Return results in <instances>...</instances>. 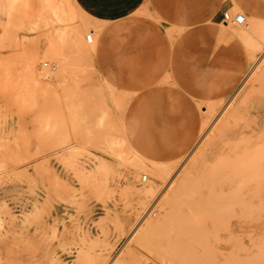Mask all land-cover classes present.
<instances>
[{"label": "rangeland", "instance_id": "374dc122", "mask_svg": "<svg viewBox=\"0 0 264 264\" xmlns=\"http://www.w3.org/2000/svg\"><path fill=\"white\" fill-rule=\"evenodd\" d=\"M59 2L0 0V264H264V232L256 247L243 245L239 235L224 229L219 199L212 215L174 218L145 236L147 218L160 215L151 207L155 199L173 191L186 165L174 169L141 213L136 193L151 181L158 183L148 174L142 180L145 173L138 168L147 160H169L188 127L186 115L205 111V99L227 91V104L252 90L250 115H238V128L248 126L254 109L264 106V63L251 80L252 67L229 84L240 77L247 43L220 26H246L247 18L235 23L244 10L259 26L264 0H195L169 19L152 4L124 17L97 19L77 0ZM222 4L232 7V20L215 25L208 17ZM50 6H71L77 17L69 21ZM192 13L200 18L191 21ZM67 24L75 29L62 36ZM84 24L89 31L83 36L78 31ZM90 29L99 35L93 56L85 53L96 44ZM50 43L61 50L62 60L53 58L58 63L45 54ZM53 67L48 80L39 76ZM129 122L139 128L127 131ZM207 129L197 139L203 148L211 134ZM245 142L231 146L238 153L232 169L239 160L245 171L249 164L255 169L264 163V136L256 152L247 150L251 140ZM222 145L209 155L215 165L222 160ZM221 251L228 260L209 259Z\"/></svg>", "mask_w": 264, "mask_h": 264}, {"label": "bare ground", "instance_id": "6f19581e", "mask_svg": "<svg viewBox=\"0 0 264 264\" xmlns=\"http://www.w3.org/2000/svg\"><path fill=\"white\" fill-rule=\"evenodd\" d=\"M47 2L50 4L60 3L59 0L57 1L47 0ZM48 10H50L53 14L57 16H60L62 12L66 13L68 15L69 21H73L77 17L76 13L73 10V7L71 6H68L66 9H62L59 6H50ZM243 13L245 14V16L238 15L237 17H235V23L242 24L244 21H246V18H247L249 22L244 27L237 26V27L231 28V26L227 22L220 24V26L223 27L225 31L234 33L238 37L244 39L247 43L246 52L242 58L240 66H238V69H237V73H240V77L239 78L232 77L229 80V84L232 83L234 85L238 82V80L241 77L245 75V73H247L248 68L252 67L250 70V76H249L250 79H248V81L251 80L252 77L256 74V72L259 70L261 65L264 63V31L259 32V29H261V27H264V26H261L260 28H258L260 24L263 25L264 23H260L258 26L256 25L257 18L251 17L248 11L246 10H244ZM239 16L244 18L243 22L238 21ZM57 18L58 17H56V19ZM251 21L252 23H254L255 21V24L252 27L250 26ZM85 23H88V22H85ZM69 26L70 25L67 24L64 28V31L60 30L62 33V36H65L67 34V31H68L67 29L69 28L75 29V27H71V26L69 27ZM262 29L264 30V28ZM85 30L89 31V27L87 26V24L79 26L78 32L79 34L83 35ZM90 31H91V34L96 39V44L91 46L89 49H86L85 53L88 56H93L95 53L98 54L97 47L99 43L98 41L99 35L92 29H90ZM48 33H50V31ZM50 44L51 45L49 49L45 52V54L47 55L48 58H51L52 60H54L53 59L54 57H58L60 55L61 50L55 47L52 43ZM127 44L128 43H126L125 45ZM59 59H61L60 56H59ZM143 60L144 59L142 58V62ZM153 60H156V58ZM54 61L58 63L57 59ZM111 61H114L113 58ZM111 61L110 62L108 61V63L113 65V62L111 63ZM56 62L54 63L56 64ZM109 67L110 66H108V68ZM115 68L117 67L115 66ZM54 71H55L54 67L52 71L42 70L41 71L42 73H39V76L44 79H47V78L49 79L52 73L54 74ZM31 72H33V70ZM258 76H259V73H258ZM244 83L246 84V82ZM251 91L252 90L247 92L245 94L246 96L244 95V98H240L239 100L237 99V96L239 97V95L236 94L227 104H224L225 103L224 98L228 95L227 91H223V92L218 91L217 93H215V96L213 95L205 99L204 102L206 101L205 103L207 104V107H204L205 111H202L201 105H198L197 108L200 109L201 110L200 112L202 113H198L197 116H193L191 113L188 112V114L186 115L187 120L189 122L187 125L188 127L186 128L185 133L182 135V138L179 141V145L171 151L169 160L167 162L147 160L144 162V165L142 167L138 168L140 171L145 173V175H142L141 177L142 180L145 181L146 179H148L147 178V174H148L158 182V183H155L154 181H151L147 185H144L142 183L144 185L143 188L141 186L142 189L139 191H136L139 199L142 200V205L138 209V212H140L146 208L147 204L152 198H156V196L159 195V192L161 191V185H164L167 182L168 178L174 172V169L175 168L177 169V166L179 164L182 166L186 165L185 166L186 169L184 168L185 171L182 172V177H180L181 175L179 176L181 180L179 181V177H178L177 179L178 183L175 185L173 191L169 193L165 192V194L163 193L164 194L163 196L162 194H160L162 198L157 197L155 199L151 207L158 208L159 209L158 212H160L159 213L160 215H158L159 217L157 219L154 218L155 220L152 218V220L148 221V218H147V221L145 222H146V227L148 228L147 231L149 232L145 236L154 234L157 229L167 226L169 221H171L174 218H179L185 221V219H200L207 213L211 212L212 210H213L212 213H215L214 209L217 208L218 205L215 206L214 209H212L211 211H210V208H212L211 206L215 204L214 201L216 199L217 200L219 199L218 202H222L223 204L221 205V203H219L220 206L218 208L220 209L219 211L221 212L220 215H222L221 219L222 218L224 219V227H225L224 229H226L227 232L230 233L232 236L239 235L236 237L238 239H241V241L243 242V245L245 244L247 245L250 242L248 245L251 244L253 247L254 246L256 247L260 243L261 241L260 234L264 232V163L262 162L258 163V166L255 169L254 167H251L250 164L248 166L249 168L245 165L247 167V170L245 171L246 168H243L244 170H240L239 167L237 166V163L240 164V160H239V162H236L233 165V169L230 167V164H233V161L235 160L234 159L235 155L238 154L236 151L231 149V146H235V144L236 143L238 144L239 142L247 143L245 141L251 140L250 145L247 150L255 147L256 150H253V151L256 152L258 151L257 148L260 147L259 146L260 140L263 139V136H264V106L257 107L254 109V111L252 112V114L254 115L251 114L250 116L251 120L249 121L248 126L246 125L244 127L238 128V115L240 113L241 114L249 113L250 115L251 105L249 103L250 101L249 95ZM235 100H238V102H235ZM221 118H222V122H220ZM124 119H126V117ZM217 122H220V124H218ZM128 124H129L128 125L129 127L127 126L126 128H128L127 131L129 132H131V130L133 132V129L139 128L138 127L139 125L136 126L137 124L131 125L130 122ZM217 124L220 126H218ZM134 125L136 126L135 128H134ZM209 126H210L209 132L211 133L209 134L211 136L208 135L209 138L206 137L207 138L206 142H208V144L207 143L206 144L208 146L206 147L204 145L206 148L205 149L203 148V145L201 147L200 143L198 144L197 139L199 138L200 134L203 133V131L206 130L207 127ZM126 128H123L121 126V129H122L121 131L124 132L123 129H126ZM131 138L133 139L134 137H131ZM196 142L198 145H200L201 150L199 149L200 147H198L197 149L196 147L197 144L195 145ZM220 143L221 144L223 143L222 147L223 146L225 147L224 150L219 155V157H222V160H220V163H219V165L222 164L221 166L215 165L214 163L210 162V157H209L211 153L212 154L215 153L213 151L215 148H217V146H219ZM202 148L205 150H203ZM262 148L264 150V147ZM245 155L247 154L245 153ZM245 155L243 156L241 155V157H247ZM262 158L263 157H261V159ZM249 159L251 161V157H249ZM234 167L236 170L234 169ZM252 169H254V171H249ZM236 171H238L237 173L239 174L235 173ZM241 171L245 173L249 171L250 173L249 172L247 173L249 178H247V176L243 174V172ZM138 181L140 182V180ZM137 188L139 187L137 186ZM212 213L211 214L209 213L208 215H212ZM214 215L215 214H213V216ZM216 216L218 217L217 214ZM185 225L186 223L183 226ZM220 254L224 255L225 253L224 252L222 253L221 251L219 255L216 256L215 254V256L209 257V259L211 258L212 260H215V261H226L229 259L225 255L222 256ZM230 254L232 255V253ZM229 257L231 259V256ZM236 257H234L235 258L234 260L236 261L238 259L240 261L241 258L239 259V257L238 258ZM234 260L232 261L234 262ZM242 260L244 259L242 258L241 261ZM249 260L250 259H248V261ZM244 263L246 262L244 261Z\"/></svg>", "mask_w": 264, "mask_h": 264}, {"label": "crops", "instance_id": "0c3cea01", "mask_svg": "<svg viewBox=\"0 0 264 264\" xmlns=\"http://www.w3.org/2000/svg\"><path fill=\"white\" fill-rule=\"evenodd\" d=\"M82 9L97 19H115L117 17H124L132 11H135L145 4H152L159 7V10L164 14L166 18H175L178 16H172L170 14L178 12V9L182 11L184 5H191L195 3V0H77ZM180 6L173 8L174 6ZM3 8V7H2ZM232 7L227 4L219 6L217 11H212L208 18L212 23L217 25L224 22V13L228 12ZM1 9V8H0ZM4 10V9H2ZM176 10V12L174 11ZM182 14V13H181ZM205 16V15H204ZM203 16V17H204ZM192 13L191 21L199 19Z\"/></svg>", "mask_w": 264, "mask_h": 264}, {"label": "built area", "instance_id": "2783aa9c", "mask_svg": "<svg viewBox=\"0 0 264 264\" xmlns=\"http://www.w3.org/2000/svg\"><path fill=\"white\" fill-rule=\"evenodd\" d=\"M223 17H224V20H225V21L232 20L231 17L229 16L228 12L224 13V16H223ZM238 21H239V22H243V21H244V18L241 17V16H239V17H238ZM92 39H93V38L91 37V35H89V36L87 37V40H88L89 43L92 42Z\"/></svg>", "mask_w": 264, "mask_h": 264}]
</instances>
